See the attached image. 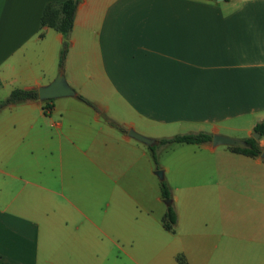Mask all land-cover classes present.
Here are the masks:
<instances>
[{
	"label": "crops",
	"instance_id": "obj_1",
	"mask_svg": "<svg viewBox=\"0 0 264 264\" xmlns=\"http://www.w3.org/2000/svg\"><path fill=\"white\" fill-rule=\"evenodd\" d=\"M65 1L0 0V103L60 73L76 92L53 99L50 115L40 99L0 110V263L264 264L262 157L172 144L164 172L174 185L186 178L188 206L199 190L216 201L218 229L192 207L186 246L148 249L140 237L162 184L151 147L129 135L154 147L201 132L253 138L264 122V0H82L60 71L64 36L41 18ZM211 170L221 178L205 180Z\"/></svg>",
	"mask_w": 264,
	"mask_h": 264
},
{
	"label": "trees",
	"instance_id": "obj_2",
	"mask_svg": "<svg viewBox=\"0 0 264 264\" xmlns=\"http://www.w3.org/2000/svg\"><path fill=\"white\" fill-rule=\"evenodd\" d=\"M82 0H67L62 3H50L48 4L42 14L41 18V26L42 28L48 27L57 30L58 32L62 33L64 36V42L62 45V49L60 52L59 58V68L60 71H63L65 66L66 57L69 51L70 43L68 41L69 35L74 28V20L77 11V7ZM79 99L90 105L96 111L101 112V110L91 103L90 101L86 100L84 97L79 96ZM31 100H39V91L38 90H21L17 89L14 90L9 97L0 103V110L4 107L18 104L25 101ZM54 100H45L43 101L44 110L47 115H50L54 105ZM103 118L105 121L117 128L122 132H126V129L121 125L117 124L116 122L109 119L105 114L102 113ZM254 132L260 133L261 137L264 136V122L259 123L256 125ZM213 140V135L205 132L201 133H191V134H184V135H177L172 138H166L160 140V146H167L172 144H203V143H211ZM252 147L251 149H240L229 147V149L233 150L236 153L243 154L249 157H261L263 149L259 146L258 142L254 138H249L246 140ZM152 152V158L154 163L158 165V153L157 147L150 148ZM161 186V193L162 198L164 200H170L171 203L168 205L167 212L163 217V227L168 232L174 233L175 226L177 224V213L173 207V200H172V191L170 189L169 184L166 181H162ZM178 262L180 264H188L187 261L183 256L178 257ZM2 264V263H0Z\"/></svg>",
	"mask_w": 264,
	"mask_h": 264
},
{
	"label": "rangeland",
	"instance_id": "obj_3",
	"mask_svg": "<svg viewBox=\"0 0 264 264\" xmlns=\"http://www.w3.org/2000/svg\"><path fill=\"white\" fill-rule=\"evenodd\" d=\"M176 148V145H171L169 148H163L164 146H157V153H158V165L154 163V168L156 171H163L162 164L163 162L170 158L172 154V149L171 148ZM175 150V149H174ZM175 177H178V179L175 180V185L174 182L171 180V174H167L164 172V181L172 182V200H173V207L175 211H177L180 215V222L181 224H178L175 226V232L174 233H168L162 228V219L163 216L167 212L168 205L166 204V200L163 199V203L157 204L156 210H154L155 219L154 223L150 224L147 223L144 232L142 233L140 237L141 241V246L152 248L154 246H163L165 247V244L169 243L174 245L175 248L178 247H184L186 246V241L181 242L182 238H184V233L188 229V225H190V212L192 211V207L195 208V212H201L200 214L205 215L207 218V223H208V230L209 228H212L214 230L218 229V222H217V210L218 205L214 199H211L208 194L206 195L203 194V191L199 190L195 192L196 195V200L193 204L192 207L188 206L186 204V195L184 197V194L182 195V192L180 191V187H182V182L186 181V178H182L181 176H177L175 174ZM206 176L203 177L205 180L208 177L216 178L217 176L221 178V174L219 172H216L214 170H211ZM224 173L222 174V176ZM157 176V175H156ZM158 177V176H157ZM202 178V179H203ZM159 182L162 183L160 178L158 177ZM201 180V179H200ZM197 181H192L193 183L198 182ZM169 184V183H168ZM170 186V185H169ZM178 187V188H176ZM185 193V192H183ZM179 196L178 201L175 200V197ZM206 199V200H205ZM205 200V201H203ZM142 239V240H141ZM171 248V247H169ZM168 248V249H169ZM167 249V250H168ZM151 259V255L149 257Z\"/></svg>",
	"mask_w": 264,
	"mask_h": 264
},
{
	"label": "water",
	"instance_id": "obj_4",
	"mask_svg": "<svg viewBox=\"0 0 264 264\" xmlns=\"http://www.w3.org/2000/svg\"><path fill=\"white\" fill-rule=\"evenodd\" d=\"M38 91H39V99L41 101L53 100V99L61 98V97H75L76 96V92L68 84L64 74L62 73H60L52 83L46 86H42L41 88H39ZM129 135L132 138L142 142L148 147H154L158 143L157 140L141 135L135 132L134 130H130ZM253 138L256 141H259L261 138V134L254 132ZM212 144L214 147L226 146V147L240 148L243 150L251 149L252 147L246 140L235 139V138H231V137L220 135V134L213 136ZM261 157L264 159V150L262 152ZM156 175L160 178V180L162 181L164 180L163 171L161 170L156 171ZM165 202L167 205L171 203L170 200H166Z\"/></svg>",
	"mask_w": 264,
	"mask_h": 264
}]
</instances>
